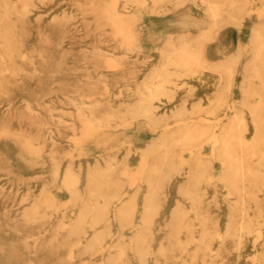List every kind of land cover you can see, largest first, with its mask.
I'll return each instance as SVG.
<instances>
[{
    "label": "bare ground",
    "instance_id": "6f19581e",
    "mask_svg": "<svg viewBox=\"0 0 264 264\" xmlns=\"http://www.w3.org/2000/svg\"><path fill=\"white\" fill-rule=\"evenodd\" d=\"M150 1V6L145 13L146 19L140 15L145 9L146 0H123L121 2L122 9L112 11L115 14L113 15L114 20L119 25V28L113 29V32H116L118 36L122 35L125 37L124 40L128 39L135 45L138 44V40L134 33L133 20L140 23V28L146 26L142 35L145 36L144 40L139 43L141 50L132 56V50L129 47L115 52V47L104 45L105 41L101 39V36L92 35L91 38L90 35L87 37L84 33V20L94 22L102 14L101 9L94 4L83 10L85 12L83 21L77 25L78 22L69 24L71 17L62 12V6L56 9L51 7V10H54V17L51 22L44 23L48 19L36 18V15L43 10L41 6L43 0H18L16 5L10 0H0V121L14 122L34 132L37 145H42L40 151L44 150L39 153V159L41 164L47 168L49 180L40 184L36 181L26 182L21 184L20 189L8 181L1 180L2 176L0 175V195L21 191L18 203L28 202V204L24 205L26 208L20 216L25 221H31L37 219L36 214L44 203L45 192L50 186L55 191H60L62 195L67 196V201L71 205L79 207V213L73 222L68 224L67 235L77 237L85 235L84 227L86 225L92 229L100 225L104 226V229L99 232L93 231L92 238L88 241L77 240L79 244L86 243L83 252H93L95 248L101 247L104 238L110 233L109 226L111 224L109 221L116 220L121 228L127 226L133 229L134 236L129 240L128 245L139 264H142L152 253V217L160 207L158 203L160 192L165 181L179 170L176 166L183 162L182 154L170 151L165 139L159 141V136L157 140L152 136H147L148 133L158 135V127L164 125L162 119H157L155 116V110L160 106L158 107L154 102L168 103L172 101L175 94L185 89L188 80H194V76L199 71L221 74L223 85L219 90V96L226 95L233 85L234 61L231 58L225 62L214 58L216 52L207 50V45H211L208 43L215 40V35H213L215 28L222 29L227 26L241 28L243 26L244 23L239 17L242 16L246 6L245 1L239 0H219L218 3L210 0ZM197 1L204 5L202 9H199ZM134 6L137 7L139 17L132 15ZM227 7L231 9V12L226 13ZM177 9L182 10L183 15L191 13L193 17H196L194 19L199 21L198 24H207L208 33H202L199 39L194 40L186 38L183 33L170 32V26L166 25V21L161 17ZM14 18L26 21L29 37L27 41H20L13 36L8 39L3 35L6 31L14 33L16 23ZM55 24L58 26V30L53 37L48 30ZM149 25L155 27L160 33L161 39L156 43V52L158 53L156 60L143 62L154 56L152 40L148 38L151 33ZM211 31L212 34H210ZM77 38L90 39V42L85 41L82 46L75 48L79 53L72 63H69L70 59L67 56L68 50L65 44L73 46L74 39ZM69 40H71L70 43H68ZM252 40L253 61L249 70L252 71L253 76H250L249 79L251 77L257 79L261 88L258 91L251 89V84L244 88H249L251 91L246 93L256 96L260 100L264 95V41L256 30H254ZM119 55L122 57L117 58ZM62 74H66L71 81L78 85L98 83L109 77L127 81L131 77H135L141 80L143 91L140 92L138 101L124 106L126 109L123 111L108 114L103 119L92 116L91 110L97 107L93 101L87 102L81 98L68 97L63 102H59L63 110H74L71 114L72 118L65 119L54 114L53 107L48 106L50 103L43 100L50 97L52 85ZM85 81L87 82L85 83ZM193 89L194 87L188 88L189 91H193ZM262 112H264V104L248 109L249 117H252V121L255 122L264 120ZM233 118L237 124L235 129H238L240 134L224 132L214 138L222 156L229 162L236 159L235 151L230 148V139L232 137L240 139L239 136L246 128L244 117L233 116ZM77 121L86 124L83 140L76 142L68 137L63 139V135L73 128L71 124H75ZM15 132L18 133L16 130H8L0 136V160L2 162L9 163L5 152L14 150L20 143V139L12 138V133ZM255 132L262 137L261 141L263 142L264 131L257 130ZM148 139L150 141L145 142ZM118 141L121 142V145L141 143V149H144L143 154H146L147 158L152 157V162H150L143 156L138 176L129 175L127 169L129 166L125 161L117 162L114 159H108L101 163L102 157H98V154L95 155L97 153L95 149L101 145L105 147L108 143ZM58 142L69 143L68 149L62 157L53 154H56L54 148ZM155 143H157L156 148H154ZM239 143L241 146L239 152L246 153V155L238 159L245 163L231 164L228 169L233 172L225 180V183L229 190L228 194H235L239 200L245 201V198L250 195L246 191L248 184L254 180L259 182L257 184L258 192L263 186L259 170L264 169V152L255 144L245 147L241 141ZM85 146H87L86 150L82 153ZM159 148L162 149L160 152L154 151ZM72 149L76 150L71 151ZM71 154L72 156H70ZM248 160L257 162L252 165L247 162ZM118 163L122 164L121 177L116 174ZM31 164L36 165V162L33 161ZM5 165L8 170L12 169L10 164ZM127 175L132 178H127ZM125 181L129 186H135L137 183L145 184V195L142 200L143 212L139 216L140 221L137 227L133 222L134 199H132L130 207H126L124 203L121 204L123 202L121 195L126 186ZM197 183L196 179L183 191L192 204L197 203L193 197L196 194ZM253 196L257 199L258 193ZM112 206L118 213L109 215L108 209ZM231 211L236 212L238 218L230 220L223 232L219 229L217 221L209 225L201 223L203 229L200 232V240L194 237L185 225L175 226L174 235L171 234V238L165 243L166 254L158 251L159 258H163L161 260L164 262L163 264H175L176 261L173 259L177 256L173 254L175 243L172 238L179 237L182 230L186 231L190 237L189 243L194 244V251L191 252L187 248V244L181 246L178 243L176 249L180 250L183 255L178 257L180 264L218 263L221 260H217V257L229 243L233 244L231 248L233 253L229 252L230 256H226L230 257L234 264L239 261V247L244 242L253 240L255 250L263 249L264 241L262 240L260 243L259 241L264 235L253 228L259 222L256 218L259 219L260 216L256 213L252 215L248 212L247 207H242L239 211L234 209ZM9 218L18 219V216L11 215ZM257 240L259 241L257 242ZM215 245H217L216 251L213 248ZM125 252L126 248L123 247L115 255L106 256L105 264H128ZM261 254H264V251ZM70 258L72 256L69 254L66 259ZM156 259L155 264H160L157 256ZM256 263L264 264V256H257L253 264Z\"/></svg>",
    "mask_w": 264,
    "mask_h": 264
},
{
    "label": "rangeland",
    "instance_id": "374dc122",
    "mask_svg": "<svg viewBox=\"0 0 264 264\" xmlns=\"http://www.w3.org/2000/svg\"><path fill=\"white\" fill-rule=\"evenodd\" d=\"M10 1L14 4L18 2V0ZM210 1L218 3L219 0ZM239 1H245L246 5L242 16L239 17L244 23L243 26L241 28H232L231 26L223 27L222 29L215 28L213 32L215 40H211L208 43L211 45H207V50L216 52L214 58L224 62L231 58L234 61L233 85L226 95L219 96V90L223 85L221 74L199 71L194 76V80H188L185 89L175 94L172 101L168 103L154 102L158 107L160 106V108L155 110V116L157 119H162L164 125L158 127V135L155 136V134L148 133L147 136H152L155 140L159 136V141L165 139L170 151L182 154L183 162L176 166L179 170L165 181L164 187L160 192L158 202L160 207L156 213L154 212L155 214L152 217V253L147 256L142 264H155L156 256L159 262L164 263L161 261L163 258H159L158 251L166 254L165 243L171 238V234L174 235L176 231L174 227L177 225H185L198 240H200V232L203 229L201 223L209 225L217 221L219 229L223 232L230 220L238 218L236 212L231 211V209L239 211L242 207H247L248 212L252 213V215L254 213L259 215V219L256 218L259 222L253 228L264 235V169L259 170L260 178H262L263 182L261 191L258 192L257 190L259 182L254 180L246 187V191L251 196L246 197L245 201L239 200L235 194H228L229 190L227 183H225V180L233 172L228 169L231 164L245 163L239 160L240 157L246 155V153L239 152L241 148L239 141L245 147L255 144L264 152V141L262 142V137L255 132L257 130L264 131V120L261 122L252 121V117H249L248 113L249 108L264 104V95L259 100L256 96L246 93L251 91L249 88H244L248 84H251V89L257 91L261 88L257 79H252V77L249 79L250 76H253L249 66L253 61L252 39L254 30L260 34L264 41V0ZM116 2L117 4L114 5ZM121 2L123 0H43L41 4L43 10L36 15V18L48 19L44 23H49L54 17V10H51V7L56 9L62 6V12L71 17L69 24L78 22L77 25H80L85 15L83 10L94 4L101 9L102 14L98 16L97 21L84 20V33L87 37L88 35L91 38L92 35L101 36V39L105 41L104 45L115 47V52H120L129 47L133 56L141 50L139 43L144 40L145 36L143 37L142 35L146 26L140 28V23L138 24L133 20V29L138 40L136 45L128 39L124 40L125 37L122 35L118 36L116 32H113V29L119 28V25L114 20L113 15L115 14L112 11L115 9L121 10ZM197 2L199 9H202L204 5L199 3V1ZM150 3V0H146L145 9L140 14L144 16V19H146L145 13ZM136 8L135 6L133 8V17H139ZM179 9L161 17L162 20L166 21V25L170 26V32L183 33L186 38L194 40L199 39L200 34L208 33L207 24L199 23V25V21L194 19L196 18L195 16L193 17L191 13L183 15V11ZM227 12H231L229 7H227ZM14 20L16 22L14 33L11 34L6 31L3 35L8 39L13 36L20 41H27L29 37L26 21L16 18ZM149 28L151 33L148 38L152 40L154 56L145 59L143 62L156 60L158 54L156 52V43L157 40L161 39L160 33L155 27L149 25ZM57 30L58 26L55 24L48 31L53 36ZM210 34H212V31ZM85 41L89 43L90 39L77 38L74 39L73 46L65 44L68 50L67 56L70 59L68 60L69 63H72V60L79 53L75 48L82 46ZM238 41L241 43H238ZM70 42L71 40L68 41V43ZM121 57L122 55H119L117 58ZM242 86L243 88H241ZM189 87H194L193 91H189ZM51 88L50 97L43 100L50 103L48 106L53 107L54 114L65 119H71V114L74 110H63L59 102H63L68 97L81 98L87 102L93 101L97 104V107L91 110L92 116L97 119H103L108 114L123 111L126 109L124 106L138 101L139 94L143 91L141 80L135 77H131L128 81L109 77L108 79L100 80L98 83L78 85L71 81L66 74L60 75ZM233 116L244 117L246 128L239 136L240 139L235 137L230 139V148L235 151L234 156L236 159L229 162L222 156L214 138L224 132L240 134L237 131L238 129H235L237 124L233 121ZM262 116H264V112H262ZM71 125H73V128L63 135V139L68 137L76 142L83 140L86 124L77 121ZM256 125L260 126L257 127ZM97 129L100 130V128ZM8 130L18 131V133H12V138L20 139V143L16 145L14 150L5 152L9 163L0 160L1 180L8 181L20 189L22 187L21 184L26 182L36 181L38 184L48 182L47 168L41 164L39 159V153L44 150L40 151L42 145H37L34 139V132L14 122L0 121V136ZM147 141L149 142L150 139L145 142ZM68 144L66 142H58L54 148L56 152V154L53 153L54 156L62 157L68 149ZM155 144L154 148L157 147V143ZM141 146L142 144L138 142L124 145H121L120 141L111 142L105 147L101 145L95 149L97 152L95 155L98 154V157H102L100 159L101 163L103 160L106 161L108 159H114L117 162L125 161L129 166L127 168L129 175L134 177L139 175V167L142 165L143 156L152 162V157L147 158L146 154H143L144 149H141ZM86 147H83L82 153L85 152ZM75 150L72 149L71 151ZM161 150L159 148L154 151L160 152ZM33 161L36 162V165L31 164ZM247 162L255 165L257 161L248 160ZM5 164H10L12 169L8 170ZM121 167L122 164H119L116 173L118 177L122 176V173H120ZM131 176L127 175V178H132ZM196 179L198 186L193 197L197 203L192 204L183 194V191ZM127 184V181H125L126 186L121 195L123 200L121 204L124 203L126 207H130L132 205L131 201L134 199L135 214L133 222L137 227L140 221L139 216L143 212L142 200L145 195V184L137 183L135 186ZM20 192L0 195V264H105L106 256L115 255L123 247L126 248V262L128 264H139L132 255L128 245L129 240L134 236L132 228L127 226L121 228L118 221L110 220V233L109 236L104 238L101 247L95 248L93 252L85 253L83 248L86 243L79 244L77 240L88 241V239L92 238L91 233L93 231L99 232L104 229V226L98 225L99 227L92 229L86 225L84 227L85 235L78 237L67 235L68 224L72 223L79 213V207L71 205L67 201V196L62 195L60 191H55L50 186L45 192L44 203H42L36 214L37 219L25 221L20 215L26 208L24 205L26 206L28 202L18 203L21 198ZM257 193L258 198L255 199L253 195ZM257 200L258 202H256ZM113 206L108 209L109 215L118 213ZM11 215H17L18 219H10ZM186 233V231L182 230L179 233V237L172 238L175 243L173 254L177 256V258L173 259V261H176L175 264H180L178 257L183 256L180 250L176 249L178 243L181 246L187 244V248L191 252L194 251V244L189 243L190 237ZM262 240L264 241V236L257 242L259 241L260 243ZM216 246H213L215 251ZM232 246V243L226 245L222 249L221 255L217 257V260L221 261L218 263L214 262V264H234L231 258L228 257L230 256L229 252L233 253ZM239 249L240 258L237 264H253L257 256H264V254H261L264 251V245L263 249L255 250L253 240H249L247 243L244 242ZM69 254L72 258L66 259Z\"/></svg>",
    "mask_w": 264,
    "mask_h": 264
}]
</instances>
